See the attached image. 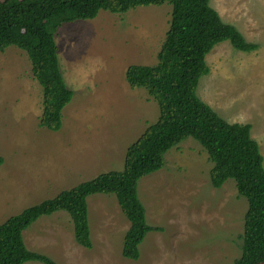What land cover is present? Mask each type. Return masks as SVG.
Listing matches in <instances>:
<instances>
[{"label":"rangeland","instance_id":"obj_1","mask_svg":"<svg viewBox=\"0 0 264 264\" xmlns=\"http://www.w3.org/2000/svg\"><path fill=\"white\" fill-rule=\"evenodd\" d=\"M209 5L257 48L214 45L196 94L228 123L251 125L264 166V0ZM171 9L164 3L124 13L101 10L59 27L58 62L73 97L56 132L39 126L42 89L27 54L15 46L0 52V224L82 181L123 169L128 146L159 114L145 90L128 85L125 71L157 63ZM211 166L203 147L188 137L166 152L163 168L138 181L146 222L160 230L147 233L137 260L122 256L130 223L114 194L87 197L90 248L76 242L65 211L38 218L23 231L24 243L57 264H232L241 253L247 200L233 179L213 187Z\"/></svg>","mask_w":264,"mask_h":264},{"label":"trees","instance_id":"obj_2","mask_svg":"<svg viewBox=\"0 0 264 264\" xmlns=\"http://www.w3.org/2000/svg\"><path fill=\"white\" fill-rule=\"evenodd\" d=\"M164 3L172 6L171 19L157 63L133 64L125 71L128 85L145 90L157 103L156 121L128 146L122 170L100 173L0 224V264H57L44 254L30 251L23 240L27 227L57 211L70 215L76 242L90 248L87 197L97 193L115 195L130 223L122 256L137 260L138 246L147 233L160 230L146 222L138 181L163 168L166 152L188 137L203 147L212 163L211 185L220 188L227 179H233L238 195L247 200L241 253L232 264H264V166L258 144L250 136L251 125L228 123L196 94L199 79L209 72L205 56L214 45L229 41L243 52L254 51L257 45L223 22L209 0H2L0 52L15 46L27 54L32 75L42 89L39 126L56 132L62 127L63 108L73 97L59 67L55 41L59 27L93 19L101 10L124 13L138 6Z\"/></svg>","mask_w":264,"mask_h":264}]
</instances>
